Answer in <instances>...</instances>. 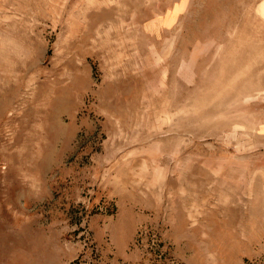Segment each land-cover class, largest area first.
Returning a JSON list of instances; mask_svg holds the SVG:
<instances>
[{
  "label": "rangeland",
  "instance_id": "1",
  "mask_svg": "<svg viewBox=\"0 0 264 264\" xmlns=\"http://www.w3.org/2000/svg\"><path fill=\"white\" fill-rule=\"evenodd\" d=\"M0 264H264V0H0Z\"/></svg>",
  "mask_w": 264,
  "mask_h": 264
}]
</instances>
